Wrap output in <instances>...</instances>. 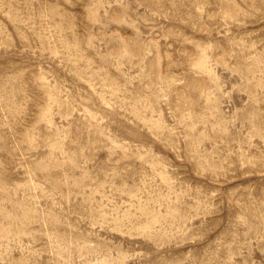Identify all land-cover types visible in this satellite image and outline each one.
I'll return each mask as SVG.
<instances>
[{"label": "rangeland", "instance_id": "obj_1", "mask_svg": "<svg viewBox=\"0 0 264 264\" xmlns=\"http://www.w3.org/2000/svg\"><path fill=\"white\" fill-rule=\"evenodd\" d=\"M0 264H264V0H0Z\"/></svg>", "mask_w": 264, "mask_h": 264}]
</instances>
